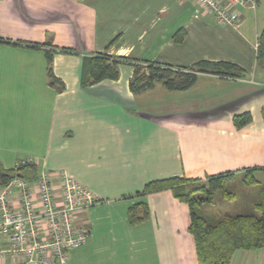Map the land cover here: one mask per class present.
Masks as SVG:
<instances>
[{
	"label": "crops",
	"instance_id": "crops-1",
	"mask_svg": "<svg viewBox=\"0 0 264 264\" xmlns=\"http://www.w3.org/2000/svg\"><path fill=\"white\" fill-rule=\"evenodd\" d=\"M224 2L239 12L238 28L196 0H0V173L30 157L54 182L65 171L96 195L83 214L84 263L95 251L97 264H199L188 205L171 190L138 194L151 180L254 168L264 186V65L256 62L264 0ZM47 51L58 82L47 75ZM98 52L128 61L116 79L87 85L83 59ZM131 60H224L244 74L200 73L184 90L157 82L135 93ZM244 112L251 120L237 127L234 115ZM138 201L149 216L130 225L127 208ZM115 205L117 217L108 210ZM8 246L0 236V248ZM231 264H264V246L235 250Z\"/></svg>",
	"mask_w": 264,
	"mask_h": 264
},
{
	"label": "trees",
	"instance_id": "trees-1",
	"mask_svg": "<svg viewBox=\"0 0 264 264\" xmlns=\"http://www.w3.org/2000/svg\"><path fill=\"white\" fill-rule=\"evenodd\" d=\"M184 32L179 30L176 41H181ZM32 45L36 46L35 43ZM47 75L53 82L59 80L51 69L52 53L46 52ZM128 61L126 57H112L98 52L83 59L82 82L89 85L102 79H116L119 75V64ZM256 62L264 65V28L257 37ZM133 76L129 82L131 91L139 93L161 84L168 90H184L189 88L200 73H211L225 77H241L244 70L237 64L224 60H199L190 66L173 67L151 62L146 66L132 61ZM251 120L248 112L234 115L233 121L237 127H242ZM254 168H245L241 176L242 183L253 186L257 192L251 199L249 212L204 214L199 210L205 204H214L215 195L233 199L236 192L228 185L237 177L236 172L226 171L207 175L204 179L171 176L147 182L138 194L171 190L173 195L189 207V232L195 244L199 264H231V257L237 249H258L264 246V186L257 184L252 176ZM38 173L34 163L21 165L17 168L1 169L0 185L10 178L19 176L33 179ZM149 216V208L144 201H138L128 206L126 217L130 225L138 224Z\"/></svg>",
	"mask_w": 264,
	"mask_h": 264
},
{
	"label": "built area",
	"instance_id": "built-area-1",
	"mask_svg": "<svg viewBox=\"0 0 264 264\" xmlns=\"http://www.w3.org/2000/svg\"><path fill=\"white\" fill-rule=\"evenodd\" d=\"M196 1L219 23L239 27V12L230 10L224 0ZM237 1L254 6L256 0ZM30 163L33 158H24L14 168ZM97 201L89 188L65 171L57 183L43 169L33 179L10 178L0 186V236L9 243L0 248V261L8 257V264H65L68 251L87 241L90 229L83 214Z\"/></svg>",
	"mask_w": 264,
	"mask_h": 264
},
{
	"label": "rangeland",
	"instance_id": "rangeland-1",
	"mask_svg": "<svg viewBox=\"0 0 264 264\" xmlns=\"http://www.w3.org/2000/svg\"><path fill=\"white\" fill-rule=\"evenodd\" d=\"M241 174L237 175L234 181L230 182L228 187L236 192V195L233 199H226L221 196V192L217 191L215 195V203L214 204H205L199 210L203 212L204 214H224V213H243V212H249L250 205H251V199H253V195L256 194L257 190L250 186L246 185L245 183H242L241 181ZM98 203V202H97ZM96 203V204H97ZM108 210H111L113 212V216H118V207L115 205L114 207H108ZM109 213V212H107ZM113 219V217H111ZM104 236H108V234H102ZM101 240H104L102 236H100ZM99 235H95V239H100ZM78 249H75L74 257L71 258L70 263L68 264H86L83 262V246ZM69 253V251H68ZM78 256V257H77ZM102 257V253L97 255V252H89L86 255L88 264H97L98 258ZM85 258V259H86ZM69 262V261H68Z\"/></svg>",
	"mask_w": 264,
	"mask_h": 264
}]
</instances>
